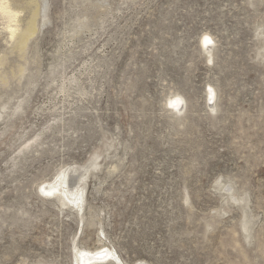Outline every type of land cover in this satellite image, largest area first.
<instances>
[{
    "label": "rangeland",
    "instance_id": "rangeland-1",
    "mask_svg": "<svg viewBox=\"0 0 264 264\" xmlns=\"http://www.w3.org/2000/svg\"><path fill=\"white\" fill-rule=\"evenodd\" d=\"M8 2L0 264H264V0ZM69 167L81 209L39 190Z\"/></svg>",
    "mask_w": 264,
    "mask_h": 264
},
{
    "label": "bare ground",
    "instance_id": "bare-ground-1",
    "mask_svg": "<svg viewBox=\"0 0 264 264\" xmlns=\"http://www.w3.org/2000/svg\"><path fill=\"white\" fill-rule=\"evenodd\" d=\"M10 4L8 0H0V11L7 16L6 18L8 19L9 24L6 25L8 27L6 28L9 29L10 37L12 39H15L14 40L16 41L15 45L20 49L26 44V41L29 39L31 35H33V33L36 30L35 16L37 12L35 13L36 9H34L35 11L31 9L33 10L31 16L27 19L26 23H24L25 26L24 27L21 26L23 28L19 29L20 26L18 25L17 27V25L14 24L13 22L16 21L18 14L17 12L20 11L14 10L13 9L14 7L12 8ZM28 4H30V2ZM11 23H13V25ZM201 41H202V46H204L205 48V51L207 53H210V49L213 44L212 38L209 35H204V37L201 38ZM16 46L14 47L16 48ZM211 92L212 89H210L208 93ZM166 104L171 106V109L180 111L183 108L184 99L182 98L181 95L174 94L168 98ZM81 171L82 169H78L76 167L74 168L69 167L66 170L56 174L52 180L41 183L39 185V190L43 192L45 195L47 194L48 197L57 198L62 205H66L69 203L72 206L81 209L82 207L81 205L83 202V188L78 187V183L80 180L79 181L77 180V177L80 175ZM74 257H75V264H90L94 262L97 263L112 262L113 264H121L120 263L121 260L116 255V253L112 249L105 246L96 248L94 250H87L76 247Z\"/></svg>",
    "mask_w": 264,
    "mask_h": 264
}]
</instances>
